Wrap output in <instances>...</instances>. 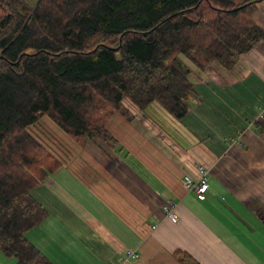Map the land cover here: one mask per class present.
I'll use <instances>...</instances> for the list:
<instances>
[{"label": "trees", "instance_id": "trees-1", "mask_svg": "<svg viewBox=\"0 0 264 264\" xmlns=\"http://www.w3.org/2000/svg\"><path fill=\"white\" fill-rule=\"evenodd\" d=\"M261 1L0 0V254L54 264L27 238L49 215L32 192L62 166L30 132L41 117L108 149L116 117L157 103L182 121L199 96L182 58L199 72L233 70L264 41L253 21Z\"/></svg>", "mask_w": 264, "mask_h": 264}, {"label": "crops", "instance_id": "crops-1", "mask_svg": "<svg viewBox=\"0 0 264 264\" xmlns=\"http://www.w3.org/2000/svg\"><path fill=\"white\" fill-rule=\"evenodd\" d=\"M253 21L264 31V0ZM200 82L182 129L160 123L153 103L131 121L113 119L116 148L68 147L32 192L49 215L27 238L48 260L181 264L183 252L198 264H264V41L231 71L211 63ZM199 166L208 171L203 200L183 187Z\"/></svg>", "mask_w": 264, "mask_h": 264}, {"label": "rangeland", "instance_id": "rangeland-1", "mask_svg": "<svg viewBox=\"0 0 264 264\" xmlns=\"http://www.w3.org/2000/svg\"><path fill=\"white\" fill-rule=\"evenodd\" d=\"M25 1L28 2L29 5L33 6L37 0ZM182 60L186 64H188L190 69L192 70L190 76L191 81L196 87L200 88V81H202V72L197 71V69L185 58H182ZM154 107L157 108V113H159L158 115L160 123L174 129H182L181 121L173 118L157 103L154 104ZM30 132L39 141L43 142L50 149V151L53 152L55 157H58L62 160L69 157L70 148L72 147L74 141L71 140V138L68 137L66 133L60 130L47 116L41 117L39 122L31 127ZM175 138H178V136H176ZM0 264H13V261L7 260V258L0 254Z\"/></svg>", "mask_w": 264, "mask_h": 264}, {"label": "built area", "instance_id": "built-area-1", "mask_svg": "<svg viewBox=\"0 0 264 264\" xmlns=\"http://www.w3.org/2000/svg\"><path fill=\"white\" fill-rule=\"evenodd\" d=\"M198 179L193 181L189 176H185L183 179V187L187 191H194L199 200L205 199V193L208 190V171L205 167H198ZM176 203L173 201H168L163 205V212L170 218H175Z\"/></svg>", "mask_w": 264, "mask_h": 264}]
</instances>
